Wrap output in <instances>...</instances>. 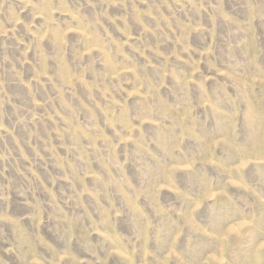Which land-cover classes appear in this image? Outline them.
<instances>
[{
	"label": "rangeland",
	"instance_id": "374dc122",
	"mask_svg": "<svg viewBox=\"0 0 264 264\" xmlns=\"http://www.w3.org/2000/svg\"><path fill=\"white\" fill-rule=\"evenodd\" d=\"M0 264H264V0H0Z\"/></svg>",
	"mask_w": 264,
	"mask_h": 264
}]
</instances>
